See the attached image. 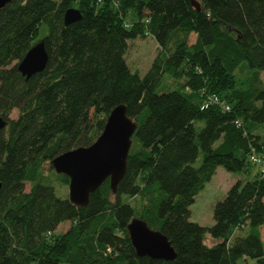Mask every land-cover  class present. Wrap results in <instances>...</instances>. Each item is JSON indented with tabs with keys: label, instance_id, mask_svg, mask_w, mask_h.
Returning <instances> with one entry per match:
<instances>
[{
	"label": "trees",
	"instance_id": "1",
	"mask_svg": "<svg viewBox=\"0 0 264 264\" xmlns=\"http://www.w3.org/2000/svg\"><path fill=\"white\" fill-rule=\"evenodd\" d=\"M200 7L12 0L0 9V116L8 122L0 131V264H264V175L233 184L209 227L191 222L189 211L219 166L248 173L250 145L264 151V0ZM68 8L82 18L65 26ZM149 35L159 50L140 76L125 54L128 41ZM40 40L47 67L26 81L17 64ZM166 78L177 84L160 93ZM213 94L229 112L202 109ZM120 104L137 123L126 174L115 193L106 180L77 207L56 194L44 167L52 171L55 157L91 145ZM134 197L138 213L128 202ZM134 217L167 237L174 260L136 255L127 230ZM66 221L69 229L55 234Z\"/></svg>",
	"mask_w": 264,
	"mask_h": 264
},
{
	"label": "water",
	"instance_id": "2",
	"mask_svg": "<svg viewBox=\"0 0 264 264\" xmlns=\"http://www.w3.org/2000/svg\"><path fill=\"white\" fill-rule=\"evenodd\" d=\"M11 1L0 0V9ZM200 1L209 0H190L198 12L201 8ZM81 18L82 14L78 9L68 8L63 16L64 25L69 26ZM48 59L44 41H37L17 64V70L28 81L45 70ZM7 124L0 116V131ZM136 129V121L127 116L126 106L120 104L110 112L103 131L91 145L69 150L51 161L56 174L68 177V200L73 205L87 206L90 194L106 180H109L112 192H116L119 182L126 174L127 158ZM127 230L138 257L165 261L175 259L176 253L167 237L159 230L151 229L141 218L134 217Z\"/></svg>",
	"mask_w": 264,
	"mask_h": 264
},
{
	"label": "rangeland",
	"instance_id": "3",
	"mask_svg": "<svg viewBox=\"0 0 264 264\" xmlns=\"http://www.w3.org/2000/svg\"><path fill=\"white\" fill-rule=\"evenodd\" d=\"M59 1V0H54ZM130 18V17H129ZM195 35H191L190 43H193ZM159 48L155 39L149 35L145 38H136L134 40L128 41V49L125 54L126 62L133 72H138L140 76H144L145 73L150 68V65L157 54ZM238 77L245 79L246 71H238ZM176 81L166 78L163 82L164 88H159L158 92H164L170 89H174L176 86ZM18 116V111L14 110L10 114L11 119H15ZM200 158L198 159V164ZM259 172L258 167L255 165L249 166V172H239L233 173L219 166L216 169L210 182L206 183L204 189L198 193L195 197L194 203L189 207L190 211V221L197 223L201 226L209 227L214 224L213 219V209L217 202L223 200L226 196L229 188L240 181L242 184L247 181H251L255 178L256 174ZM44 175L53 183L55 187L56 194L60 197H68V185L63 186L60 184L58 178L55 176L54 170H49V166L45 165ZM30 189V184H26L25 191L28 192ZM128 202L136 209L137 213L141 207V201L139 197L129 198ZM138 218V217H137ZM70 222L66 221L60 224L55 231V234L65 233L69 227ZM264 233V227H263ZM264 237V236H263ZM215 242L208 236L205 240V244L212 246ZM249 264H256L253 260L248 261Z\"/></svg>",
	"mask_w": 264,
	"mask_h": 264
},
{
	"label": "built area",
	"instance_id": "4",
	"mask_svg": "<svg viewBox=\"0 0 264 264\" xmlns=\"http://www.w3.org/2000/svg\"><path fill=\"white\" fill-rule=\"evenodd\" d=\"M215 104L218 105L224 112L230 111V106L222 101L218 96L215 94L208 95L205 98L203 103L202 109L208 108V106ZM237 126L241 125V121H236ZM248 160L252 165L258 167L259 173L264 175V151L258 152L253 146L250 145V152L248 154Z\"/></svg>",
	"mask_w": 264,
	"mask_h": 264
},
{
	"label": "crops",
	"instance_id": "5",
	"mask_svg": "<svg viewBox=\"0 0 264 264\" xmlns=\"http://www.w3.org/2000/svg\"><path fill=\"white\" fill-rule=\"evenodd\" d=\"M263 227H264V225L262 226V228H261V237H262V241L264 242V233H263Z\"/></svg>",
	"mask_w": 264,
	"mask_h": 264
}]
</instances>
